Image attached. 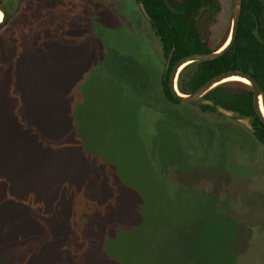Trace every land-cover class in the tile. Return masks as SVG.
<instances>
[{"label":"rangeland","instance_id":"374dc122","mask_svg":"<svg viewBox=\"0 0 264 264\" xmlns=\"http://www.w3.org/2000/svg\"><path fill=\"white\" fill-rule=\"evenodd\" d=\"M15 1L0 31V264H264L262 146L164 98L136 0ZM217 7L210 47L230 31L232 0ZM57 129L66 178L47 190L20 154L52 152L40 132Z\"/></svg>","mask_w":264,"mask_h":264},{"label":"trees","instance_id":"16d2710c","mask_svg":"<svg viewBox=\"0 0 264 264\" xmlns=\"http://www.w3.org/2000/svg\"><path fill=\"white\" fill-rule=\"evenodd\" d=\"M168 1L176 12H172L166 6L164 0H136V3L143 5L147 15L145 17L160 44L164 60L160 82L162 94L168 102L179 104L180 102L172 96L168 87L170 69L183 57L214 50L209 46L208 38L203 40V36L197 32L196 21L204 10L208 9L216 13L218 7L217 0ZM13 14L8 15L6 24ZM3 27L0 28V31ZM228 34L229 31L222 44L226 41ZM1 40L0 37V44ZM167 60H169V66L165 70ZM188 65L194 66L191 74L182 80L184 67L178 75L177 88L181 93L193 92L206 81L221 73L241 71L250 74L259 83L262 89L264 107V0H242L237 34L232 46L224 54L212 60L193 62ZM202 98L213 103V106L198 104L200 110L204 113L222 115L216 109L217 106H220L234 112L235 116L232 119H249L252 126L251 133L262 146L264 157V125L255 114L253 92L249 85L238 81L223 82L206 92ZM40 133L41 136L47 138L50 145H55L56 148L49 152L35 145L31 154H20V169L24 173L23 180H27L28 171L30 168H34L33 173L36 175L33 177V182L47 180L45 189L50 190L59 184L60 178H66L65 172L61 171L58 165L62 157L63 138L61 140L59 129L50 132L47 130L41 131ZM22 160H24V165H22ZM46 164L48 167L45 166ZM60 173H62V177ZM32 192H36L35 197L38 201L35 202L36 204L43 206L47 204L43 200L46 191L42 192L40 189H35ZM32 192L29 191V196Z\"/></svg>","mask_w":264,"mask_h":264},{"label":"water","instance_id":"95a60500","mask_svg":"<svg viewBox=\"0 0 264 264\" xmlns=\"http://www.w3.org/2000/svg\"><path fill=\"white\" fill-rule=\"evenodd\" d=\"M3 2H0V13L2 14V18L0 19V28L5 25V23L8 20L9 13H12L15 9V0H5ZM166 6L172 11L176 12L171 5L169 4L168 0H164ZM241 3L242 0H232V12H231V23H230V31L228 34V37L226 41L217 49H214L210 52L203 53V54H192L188 55L186 57H183L180 59L176 64L172 66L170 69L169 77H168V87L172 94V96L177 99L180 103H195L198 104H207L210 106H213V103L209 100H204L202 97L206 92H208L213 87L222 84L223 82L228 81L227 78L232 76H237L244 78L247 83V85L250 86L253 92V107L255 114L257 115L259 121L264 125V113L261 111V107L264 110L263 103H262V89L259 85V83L248 73L241 72V71H228L221 73L219 75H216L206 81L203 85H201L199 88H197L193 92L189 93H181L176 84L177 77L180 73V71L188 64L193 62H200V61H207L215 59L222 54H224L233 44L237 29H238V23L240 18V12H241ZM139 7L144 14V16L147 17L146 12L144 10V7L142 4H139ZM214 11L212 10H204L202 14L199 16V18L196 21V30L199 33V35L203 36V40H206L207 38V31H208V24L210 21L214 18ZM169 66V60L166 61L165 64V70ZM217 111L221 113L224 116L227 117H233L235 116L234 112L231 110L224 109L220 106L216 107ZM237 120L242 123L244 126H246L248 129H252V126L250 124V120L247 118H237Z\"/></svg>","mask_w":264,"mask_h":264},{"label":"bare ground","instance_id":"6f19581e","mask_svg":"<svg viewBox=\"0 0 264 264\" xmlns=\"http://www.w3.org/2000/svg\"><path fill=\"white\" fill-rule=\"evenodd\" d=\"M2 18V14L0 13V19ZM228 81H238V82H242V83H247V81L244 78L241 77H237V76H232L227 78ZM227 82V81H226ZM261 111L264 113L263 108L261 107Z\"/></svg>","mask_w":264,"mask_h":264},{"label":"crops","instance_id":"0c3cea01","mask_svg":"<svg viewBox=\"0 0 264 264\" xmlns=\"http://www.w3.org/2000/svg\"><path fill=\"white\" fill-rule=\"evenodd\" d=\"M209 29V28H208ZM224 40V38L222 37L220 41L217 42L216 46L215 47H211V48H217L220 46V44H222V41Z\"/></svg>","mask_w":264,"mask_h":264},{"label":"flooded vegetation","instance_id":"af4514ba","mask_svg":"<svg viewBox=\"0 0 264 264\" xmlns=\"http://www.w3.org/2000/svg\"><path fill=\"white\" fill-rule=\"evenodd\" d=\"M138 5H139V4H138ZM206 10H208V9H206ZM214 16H215V14H214ZM210 22H211V21H210ZM210 22H209V23H210ZM207 35H208V32H207Z\"/></svg>","mask_w":264,"mask_h":264}]
</instances>
